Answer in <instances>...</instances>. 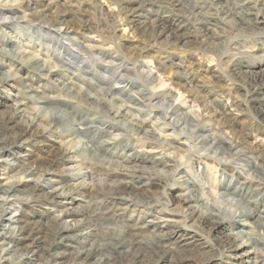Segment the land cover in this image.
<instances>
[{"label":"rangeland","instance_id":"rangeland-1","mask_svg":"<svg viewBox=\"0 0 264 264\" xmlns=\"http://www.w3.org/2000/svg\"><path fill=\"white\" fill-rule=\"evenodd\" d=\"M13 1L8 0V3L11 6L9 9H12L15 15H11L8 19L0 17L2 18L0 39L9 42L5 48L15 49V52L25 53L26 56H35L41 63L45 61L46 66L49 65L48 67L53 69L44 78L26 72L24 68L18 70L6 66L3 69L5 72L16 73L19 79L12 80L11 87L0 86V132L12 126H15V130L22 129L26 118L32 117V107L29 106L25 112L17 114L15 120H9L17 102L25 94L24 90L28 88L30 90L25 95L38 97L45 95L64 99L72 105H77L81 110L89 112L99 124L111 121L108 114L110 107L130 105L128 95H115L121 100L117 101L116 105L112 101L115 97L108 96L107 100L112 102L104 108V106L96 105V101L78 102V98L74 99L76 96L73 98L68 96L63 83L71 81L73 84L71 87L86 89L95 97L99 96L93 89L95 87L93 85L103 87L104 85L100 84L103 78L105 80L110 78L111 85L125 86L131 97H139L138 91L142 90H146L148 94L171 90V101L163 102L162 100L156 105L159 111H156L146 99H143L145 104L143 109H146L143 111L146 122L153 126L161 137H168L169 143L179 149L165 148L164 150L162 147L142 141L140 136L132 131L128 121H124V130L113 132L114 137L121 139L118 142L121 147L127 149V152L132 149L139 152L146 151L151 153L150 156L162 153L177 160L183 176L193 181V190L196 192L194 195L202 196L206 201L218 206L221 209L219 217H226L239 211L240 206L235 198L219 196L218 185L234 173V167L244 164L241 149L245 150V155L248 156L247 162H255L264 167V119L246 102L244 90L238 88V85H243L242 82H245L249 73L260 74L264 71V25L260 24L256 29L250 30L232 23L231 8L238 0H138L139 3L145 2V6L140 11L142 15L140 20H133L138 4L131 3V0H39L43 6L37 5L34 8L27 7L30 0ZM4 3H7V0L0 1V5ZM48 5L49 10L45 11L44 6ZM43 11L47 16L41 15ZM206 14L212 16L214 19L212 23L216 25L207 24ZM158 18L161 20L157 25L155 22ZM47 22L49 23L46 24ZM57 22H60L58 26L66 31L67 36L54 39L52 32L57 28ZM177 27V35L172 37L170 30ZM87 37L94 38L96 42L88 43ZM92 45L94 48L90 49L89 46ZM79 50L89 51L81 52L79 57L77 55ZM58 58L65 59L66 65L62 66ZM1 60L0 56V63ZM233 60L235 61L232 62ZM80 61H83L88 69L82 68ZM237 61L241 64H236ZM232 63L236 65L235 68L230 67ZM57 66L58 68H55ZM115 74L122 77L121 81L125 85L123 82L118 84V81L112 80ZM155 77L157 81H151V78ZM115 78L118 77L115 76ZM262 82L264 83V80ZM167 102L178 110L174 115H169V111L167 112L166 123L188 113L200 120L182 123L177 129L164 126L162 110L167 111ZM223 107L227 110L225 111ZM62 108L64 109V106H61ZM133 113V118L139 117L137 112ZM48 117L46 118L50 121ZM118 119L122 121V118ZM47 122H36L32 125L29 132L31 138L28 140L30 143L23 144L28 156L21 163L22 169L32 168L34 171L31 178L24 176L26 177L24 178L25 186L23 185V190L19 192L20 196L31 195V199L23 205L25 211L27 210L25 218L30 229L27 228V233L31 232L30 237L39 236L37 245L39 244L40 248L55 239L54 232L59 228L57 217L60 209L49 200L48 192L51 189L46 183L51 176H61L69 171L67 167L72 164L62 162L56 166L55 161L58 160V155L72 150L83 171L86 172V168L91 171V174L87 173L83 178H71L72 180L69 178V182L65 185H69V188H64L65 192L68 189L74 191L70 195L73 199L71 204H65L73 213L71 219L74 222L68 219V223L76 222V225H80L85 232L89 233L86 244L75 245L77 250L92 243L101 248H107L109 245L110 248V244L123 241L129 252L136 253L131 259H126L131 262L130 264H146L145 256H152L147 264H153V262L154 264H233L235 262L225 257L230 253H224L228 241L233 239L229 230L212 231L207 224L198 226L193 220L184 219L185 209H180L178 198L175 196L184 194L187 190L179 183H176L179 188H175L176 190L164 191L153 187L152 198L138 197L143 202L150 201L149 203L141 204L136 208H127L122 220L115 217L113 222L105 221L107 216H112L114 213H111L107 205L108 199H105L101 192L109 194L107 184L116 186L123 177L104 176L103 173L109 166L101 162V158L93 156L90 151L83 150V143L81 144L78 139H71L65 132H58L59 134L43 132L42 126H45ZM198 125H204L207 128L205 134L223 133V136L237 140L241 156L239 153L220 156L204 150L198 144V140L193 138V132H197ZM63 129L68 132L65 124ZM80 140L86 141V138L81 137ZM177 143H183L184 146ZM253 148L258 151L256 152ZM120 153L121 151L118 155ZM106 159L109 163L111 162L109 169L120 168L119 162H122L120 158ZM145 164L155 169L163 168L150 161ZM46 170L49 171L46 173ZM162 170L170 176V168L164 167ZM239 172L243 176L250 174L248 168ZM20 173L21 170L17 174L18 177H22ZM99 178L103 182L102 185H99ZM29 179L33 182H29ZM35 182H38L39 186L32 190L31 186ZM82 183L88 184V187L82 189L80 187ZM164 199L170 201L167 208L176 209L175 214L167 217L175 222H169L164 227L158 224L149 231L140 229L149 221H159L158 218L164 212L161 205ZM69 201L66 200L65 203ZM154 201L158 205L154 204ZM19 207L20 205H17L14 209L18 210ZM173 232L190 234L197 240L186 248L172 249L173 240L167 242L166 239ZM249 234L259 240L264 239V229L259 225L255 226ZM116 237L120 239L117 240ZM165 240L167 243H164ZM241 241L243 240L236 243ZM124 255L122 251L118 254L121 258ZM43 256L44 259H38L40 262L47 259L46 253ZM254 260L258 262L257 264H264V250L254 255Z\"/></svg>","mask_w":264,"mask_h":264},{"label":"bare ground","instance_id":"bare-ground-1","mask_svg":"<svg viewBox=\"0 0 264 264\" xmlns=\"http://www.w3.org/2000/svg\"><path fill=\"white\" fill-rule=\"evenodd\" d=\"M7 3L0 5V17H4L6 19H8L11 15H15V12L12 9H9V7L11 6L9 5V3L7 5ZM131 3L138 4V7L134 11L133 20H140L142 18L140 11L145 6V2L139 3L138 0H131ZM14 4H16V2ZM37 5L41 7L43 6V4L39 0H30L27 7L34 8ZM175 5H177V3H175ZM49 7V5L47 7L44 6V10H49ZM231 9L233 12V19L231 21L237 26L239 25L240 28H248L250 30H253L256 29L260 24L264 25V0H238L236 5H234ZM45 11L42 12V16H47L44 13ZM205 16H207V24L209 26L216 25L212 23L214 19L211 15L206 14ZM42 18L41 20H43ZM54 20L56 22V19ZM160 20L161 18H158L155 24L159 23L158 21ZM48 23L49 22H47L46 24ZM58 25H60V22H57V28L54 30V32H52V37H54V39L62 36H67V33H65L66 31L59 28ZM222 25L225 24L222 23ZM47 26L46 28H50ZM177 31L178 27L176 29L170 30V35L172 37L177 35ZM86 39L88 43L96 42V40L92 37H87ZM8 45L9 42H4L0 39V56L2 59L0 63V86L11 87V81L17 78L16 73L12 72V74L11 72L3 71L6 66L10 68L13 67L18 70L24 68V70L26 69V72H31L32 74H36V76L38 75L43 78L47 77V75L53 69L48 67L49 65L46 66L47 62L44 61V63H41L35 56H26L25 53L20 54L19 51L15 52V49L11 50L5 48ZM89 48L93 49L94 46H89ZM84 51L79 50L77 55L79 56L81 52ZM59 61L60 63H62V66L66 65L65 59L60 60L58 58V62ZM234 61L235 60H233L232 62ZM238 63L239 62L237 61L236 64ZM67 64H69V62ZM80 64L83 66L82 68L88 69L83 61H80ZM235 66L236 65H234V63L230 65L231 68H235ZM55 68H58V66ZM244 68L250 69L253 67ZM115 76L118 78H115ZM247 76L248 77L246 78L245 82H242L243 85H238V88L239 90L241 88L244 90L243 93L246 102L250 104L252 108L256 109L257 113L262 117V119H264V83L262 82L264 80V71H261L260 74L249 73V75ZM121 78V76H117L115 74L113 75L112 80L114 82L118 81V84H121L123 82L121 81ZM17 79H19V76ZM151 81H157V77L151 78ZM100 84L104 86H96L97 84L93 85L95 86L93 87V89L96 90L99 97H95L86 89H81V87L76 89L71 87V85H73L71 81L63 83V87L66 88L68 92L67 95L72 98L73 96H76L74 99L78 98V102L85 101L90 103L92 101H96V105L104 106V108L107 107L106 105H108L109 102L113 101V103H115L116 105L117 101H121L118 97H115V95H128V102L130 103V105H114V108H109L108 114L110 115V122L105 121L104 123L99 124L97 123L96 118H94L93 115H91L89 112H87L86 110H81V108H78L77 105H72V103L64 99H58L54 96L50 97L45 95H43L44 97L32 96L29 94L25 95L26 93H28L30 88H28V90L26 91L24 90L25 94L21 97L22 99L17 102V105L15 104L16 107L14 108V112L11 116V119L9 120H15L16 115H20L21 113L25 112V110L29 106L30 108L32 107V117L26 118L27 120H25L23 124L24 128H20L21 130H15V126H12L9 128H5L4 132H0V264H114V262L115 264L131 263L129 262V260L123 259L118 256V254H120V251H122V253L124 252L125 254L129 253L127 245L123 243L110 244V248L109 245L107 248H101L95 245V243H92L90 245L87 244V247L84 246L82 249L77 250L75 245L78 243H80L81 245L86 244L87 235L89 233L85 232V229L83 227H80V225H76V222L75 224L68 223V219H71L73 213H71L72 210L66 207L65 204H71V201L73 199H71L70 195L73 194L74 191L68 189L69 191L67 190L65 192L64 188H69V185L65 186L69 182V178H83L87 175V173L91 174V171L88 168H86V172H84L85 170L83 171L81 165L78 164V159L73 154L72 150H70L71 152L68 151L61 155H58V160L55 161L56 166L57 164L62 162H68L69 164H72V166L67 167L69 168V171L61 176H51L47 180V183L45 182L50 186L49 188L51 189V191L48 192L49 200H51V202L55 204V207L60 209V214H58L59 216L57 217V222H59V224H57L59 228H57L56 232H54L56 233L54 237L55 239L49 242L45 247L40 248L38 246L39 244L37 245L39 236L34 235L30 237L29 234L31 232L27 233L29 229L27 219L25 218L27 210L25 211L23 205H25V202L31 199V195L28 194L25 196H20L19 192L23 190L22 186L26 182L24 181V178H31L34 170L32 168L22 169L23 166H21V163L28 156V154H26V152L24 151L25 147L23 146V144L29 142L28 140L31 138V134L29 133L31 126L36 122H47V116H49L48 118L50 119V121H48L45 126H42L43 132H65V134H68L67 136L71 137V139H78L81 144L83 143V150L90 151L93 156H95L96 158H101V162L109 166L106 170L107 172L105 171L103 173L104 176L115 177L120 175L123 177V179L119 183L117 181L118 184L116 186L106 183L107 185H109V187L107 188L109 190V194L101 192L105 199H108L107 205L111 210V213H114L112 216H107L105 218V221L107 220L108 222H113L115 220V217H117L118 220H122V216L124 215L127 208H136L141 204L144 205L146 203H149L150 201L143 202L139 200L138 197H144L146 199L152 198L153 195L151 193V189L153 187L161 188L164 191H169L172 189L176 190L175 188L179 189L176 183H179L185 186V190H187L186 193L177 194L175 196L178 198V205L180 206V209H185V211H183L184 219H190V221L193 220L194 224L198 226L207 224L212 231L220 229L229 230L233 239H231L230 242L228 241L226 245L224 253L230 254L225 255V257L235 260L233 264H257L258 262L254 260V255H257L261 250H264V239L259 240L256 237H252L249 232L257 225L264 229V167L255 162H247L248 156L245 155V150L241 149V152L243 154L242 156L244 157V164L234 167L233 171L235 174L232 173L228 179H225L224 182L218 185L220 191L219 196H231L235 198L237 200V204L240 206L238 209L239 211L226 217H219L221 209L218 206H216L213 202L206 201L202 198V196H196V194L194 195V193L196 192H194L193 190V181L191 182L188 178H186L187 176H183V171L181 172L177 160L169 158L162 153L150 156L151 153H148L146 151L139 152L132 149L131 151L127 152V149L125 147H121L120 143L118 142L121 139H117L113 135V132L115 131L119 132L121 130H124V121H128L132 131H134L137 136L139 135L142 141L162 147L164 150L165 148H178L173 147L169 143L170 139H168V137H161V135L156 132L154 127L146 122V119L144 118L145 114L143 111L146 110L143 109L145 108L143 99H146V101H148L156 111H159L160 109H158V107L156 108V105L162 100H164L163 102H165L166 100L171 101L172 91H155L148 94L146 90H142L138 91V93L140 94L139 97H131V95L129 96V94L127 93L125 86L117 87L116 85H111L110 78L106 80L103 78ZM108 96H112L115 98H112V101H108ZM37 105H39V107H36ZM57 105H59L60 107H58ZM167 105V111L162 110L164 119V121H162V124L164 126H169L172 129H177L182 123L186 124L188 123V121L198 122L200 120V118H196V116H192L190 115V113H188L185 115H181V117L178 119H174L166 123L165 120L168 119L167 112L169 111V115H174L178 110V108L171 105L170 102H167ZM61 106H64V109H61ZM223 109L225 111L227 110L225 107H223ZM134 111L138 113V118H133L132 114H134ZM118 118H122V121H120ZM9 124L11 123L9 122ZM63 124H65L68 132L63 129ZM206 131L207 128L204 125H198L197 132H193V138L195 140H198V144H200L204 150L215 155L218 154L220 156L225 154H240V150L238 149L239 142L237 140H235L234 138L225 137L223 136V133L208 135L205 134L207 133ZM81 137L86 138V141H81ZM177 144L180 146H184L183 143ZM253 150H255L256 152L258 151L256 148H253ZM119 151H121V153L118 155ZM110 157H117L120 158V161L122 160V162H119L121 165L119 169H109L111 167V162L109 163L106 158L109 159ZM147 161H150L159 166H163V168H170V176H167L166 173L163 172V168L155 169V167H148L145 164ZM244 168H248V170L250 171L249 175L243 176V174L239 172ZM19 170H21V173L19 175H22V177H18L17 175ZM48 171L49 170H46L45 172L47 173ZM176 177L178 178L176 179ZM86 178H84V180ZM29 182H33V180L29 179ZM37 183L35 182L34 185L31 186L32 190L38 188L39 185ZM102 184L103 182H101L99 178V185ZM80 187L82 189H86L88 187V184L85 185V183H82ZM66 200H70L69 203H65ZM154 202V204H156V201ZM169 203L170 201L167 199H164V202L161 203V205H163L164 212L161 214V217L158 218L159 221H149L147 224L141 226L140 229L149 231L151 229H154L158 224H162V227H164L169 222H175V220H170L169 218H167L170 215L175 214L174 212L176 210L175 208H167L170 205ZM17 205H20L18 210L14 209ZM75 211L77 210L75 209ZM72 222L74 221L72 220ZM238 236L240 237L239 239L237 238ZM166 240L167 242H171L173 240L172 249H178L183 247L186 248L192 245L197 239L195 238V236L190 234L184 235L181 234V232H173L172 235ZM166 240L164 241V243H167ZM239 240L250 242L242 243L241 241L239 243H236ZM113 245H116V247L114 248ZM70 249H72V251L74 252L70 251ZM45 253L47 259L40 262L38 259L40 258L41 260V258L44 257L43 255Z\"/></svg>","mask_w":264,"mask_h":264},{"label":"clouds","instance_id":"clouds-1","mask_svg":"<svg viewBox=\"0 0 264 264\" xmlns=\"http://www.w3.org/2000/svg\"><path fill=\"white\" fill-rule=\"evenodd\" d=\"M238 239L240 238L239 236L237 237ZM117 240L120 239V237H116ZM250 241H242V243H249ZM121 243H123V241H121ZM113 247L115 248L116 245H113ZM140 251H144L143 249H140ZM154 252V250H152ZM136 255L135 252H129L127 254L124 255L123 259H131L132 257H134ZM152 259V256H145V261H146V264H147V261ZM115 264V262H114ZM154 264V262H153Z\"/></svg>","mask_w":264,"mask_h":264}]
</instances>
